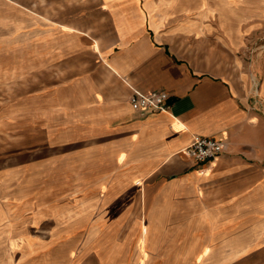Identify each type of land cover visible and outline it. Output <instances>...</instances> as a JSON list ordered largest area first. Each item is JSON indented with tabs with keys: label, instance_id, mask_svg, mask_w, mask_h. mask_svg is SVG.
I'll return each mask as SVG.
<instances>
[{
	"label": "crops",
	"instance_id": "0c3cea01",
	"mask_svg": "<svg viewBox=\"0 0 264 264\" xmlns=\"http://www.w3.org/2000/svg\"><path fill=\"white\" fill-rule=\"evenodd\" d=\"M11 1L0 0V39L10 12L12 29L19 15ZM75 3L51 20L66 40L44 60L34 96L38 123L58 117L67 139L82 143V169L64 190L26 189L29 168H0V264H229L264 245V0L220 4L201 19L164 12L163 0ZM18 68L17 48L0 44V165L19 160L3 109ZM152 91L170 94L165 110L132 108L134 92ZM197 135L228 138L214 163L183 153ZM73 190L76 203L66 200ZM133 195L145 208L117 202ZM133 213L134 243L102 235L130 226ZM186 223L221 235L157 233Z\"/></svg>",
	"mask_w": 264,
	"mask_h": 264
},
{
	"label": "rangeland",
	"instance_id": "374dc122",
	"mask_svg": "<svg viewBox=\"0 0 264 264\" xmlns=\"http://www.w3.org/2000/svg\"><path fill=\"white\" fill-rule=\"evenodd\" d=\"M8 1L9 4L12 3L11 0ZM152 1L159 2L161 0ZM163 1L169 5H165L164 12H180L201 19L200 17L204 15L219 13V8H222L220 4L227 3L230 7L236 0ZM14 2L19 3V15L14 20V29H12L13 21L10 12L9 18L6 19L9 34L7 33L3 39H0L3 40L0 44L17 48L19 68L16 77L19 84L14 87L9 84L5 87L8 88V95L3 102V109L7 117L5 120L10 124L14 123V136L9 135L8 147H12L14 151L17 147L19 148V160L15 162L5 158L0 168L6 169L13 165H20L25 170L24 173L29 168L30 175L24 181L26 189H31L33 185L36 189H42L49 183L55 186L64 183L62 189L65 190L70 185H75L73 181L70 183L65 180L74 179L81 172L82 167L76 165L74 156L82 143L67 139V135L60 130L58 117L53 118V123L50 125L38 123L39 119L35 115L42 113L44 109L40 107L41 103L34 95L38 94L35 92V86L39 81H42L44 76V60L48 57L47 60L50 61L51 51L62 46L66 40L61 36L59 28H54L56 25L51 20L55 21L61 15L65 17L73 14L77 5L75 0H14ZM173 3L176 6L171 7ZM159 8V5L156 6V9ZM212 19L215 21V17ZM90 42L91 40L87 38L86 44ZM9 57L11 56L9 55ZM84 57L86 61V55ZM39 62L41 63L39 64ZM55 113L57 114V112ZM17 126H19L18 135L15 130ZM70 157L72 158L70 159ZM123 168L119 169L123 170ZM46 180H51V182ZM78 194L73 190L71 196L66 200L76 203L79 199ZM117 202L122 206L130 204L133 211L136 208H145L147 205L144 198L134 195L131 198L117 199ZM139 217L141 214L133 213L130 226L122 222L116 224L113 230H104L101 233L103 236L112 237L113 235L117 239H131L134 243L140 237V227L137 223ZM180 226L177 228L174 224L169 225L164 229H159L157 233L165 239H185L209 235L219 237L221 235L218 230L194 229L187 223ZM144 237L146 236L144 235ZM131 248L135 250L137 247L133 245ZM165 248L172 247L166 246ZM173 248L176 247L173 246ZM229 264H264V245L256 246L252 251L246 252L243 259L229 262Z\"/></svg>",
	"mask_w": 264,
	"mask_h": 264
},
{
	"label": "built area",
	"instance_id": "2783aa9c",
	"mask_svg": "<svg viewBox=\"0 0 264 264\" xmlns=\"http://www.w3.org/2000/svg\"><path fill=\"white\" fill-rule=\"evenodd\" d=\"M170 94L166 91H152L149 93L134 92L130 103L134 110L143 114L150 111L165 110L168 106ZM227 137L197 135L183 153L195 162L214 163L225 150Z\"/></svg>",
	"mask_w": 264,
	"mask_h": 264
}]
</instances>
